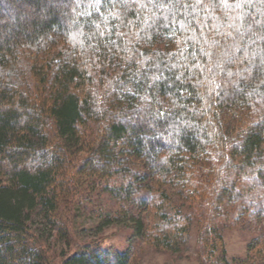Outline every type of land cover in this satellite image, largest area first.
<instances>
[{"label":"trees","instance_id":"trees-1","mask_svg":"<svg viewBox=\"0 0 264 264\" xmlns=\"http://www.w3.org/2000/svg\"><path fill=\"white\" fill-rule=\"evenodd\" d=\"M88 3L79 0L80 10ZM24 5L36 9L35 15ZM69 6L74 7L75 0H0V264H130L124 250L75 242L57 262L46 260L42 248L31 240L33 216L67 238L64 205L89 203V194L95 191L108 193L118 203L115 210H105V216L128 220L144 241L170 248L174 237L186 236L195 222L200 251L216 256L211 264H230L223 229L249 218L233 214L226 190L224 196H209L206 188L212 174L206 170L212 165L201 139L182 129L179 147L172 143L174 134L169 135L167 146L177 152L170 166L159 165L153 156L163 142L155 128L146 132L141 117L129 114L102 130L91 110L84 73L63 60L55 62L61 53L54 41L42 46L53 24L63 26ZM21 64H30L31 70ZM257 75L254 69L253 78ZM179 87L184 86L176 82L168 88L161 82L159 94L165 97L166 91ZM124 96L131 108L135 95ZM236 96L242 93L224 97L217 106L220 131L229 137L247 118L239 112L235 125H226L224 115L234 109ZM193 99L187 97L184 103ZM202 136L206 138V133ZM244 152L264 154V113L248 128ZM157 173L163 179H157ZM168 185L178 187V202L165 188ZM250 221L262 237L250 245L253 253L236 257L235 264H264V215L257 211ZM200 264L206 262L201 259Z\"/></svg>","mask_w":264,"mask_h":264},{"label":"clouds","instance_id":"clouds-1","mask_svg":"<svg viewBox=\"0 0 264 264\" xmlns=\"http://www.w3.org/2000/svg\"><path fill=\"white\" fill-rule=\"evenodd\" d=\"M69 13L63 26L52 25L42 46L54 41L61 53L55 62L84 73L101 129L139 115L145 131L155 128L163 142L153 156L161 166H170L177 152L167 146L168 136L183 147L182 129L193 131L212 165L206 170L212 174L209 196L226 190L234 215H264V154L244 152L248 128L264 113V0H89L82 11L75 0ZM20 67L31 70L30 64ZM161 82L184 87L166 91L165 99ZM125 92L135 95L131 108ZM233 93H242L233 114L247 118L229 137L220 131L217 106ZM190 96L193 102L184 103ZM157 179L163 176L157 173Z\"/></svg>","mask_w":264,"mask_h":264},{"label":"rangeland","instance_id":"rangeland-1","mask_svg":"<svg viewBox=\"0 0 264 264\" xmlns=\"http://www.w3.org/2000/svg\"><path fill=\"white\" fill-rule=\"evenodd\" d=\"M24 6L30 14L35 15L36 9L34 10L32 6ZM21 20L25 21L24 18ZM224 116L226 125L232 128L236 123L237 115H234L231 110ZM165 188L171 193L174 202H178L176 197L178 187L168 185ZM86 194L84 192L85 196ZM89 196L91 198L89 203L80 202L78 206L72 203L64 205L62 211L68 219L69 226L67 238H63L49 226L46 227L41 218L33 216L29 222L33 229L31 240L42 248L46 260L57 262L60 258L59 254L67 251L74 242L124 250L127 258L130 259V264H200L201 259L206 264H211L216 258V256L210 257L207 253L200 251L195 222L189 226L186 236L174 237L170 248L161 245L154 246L140 238L128 220L105 216V210L109 208L115 210L118 206L115 199L108 193L95 191ZM142 214L145 218L150 217L147 211ZM249 220L245 219L243 224L223 229L226 258L230 264H235L236 257H245L248 253H253L250 245L254 244L255 239L262 237L263 232H260L259 227L256 229V224Z\"/></svg>","mask_w":264,"mask_h":264}]
</instances>
